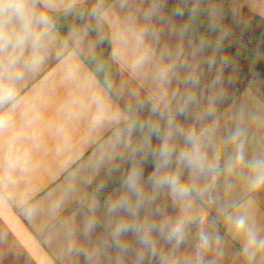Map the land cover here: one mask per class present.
I'll return each instance as SVG.
<instances>
[{"label":"crops","instance_id":"obj_1","mask_svg":"<svg viewBox=\"0 0 264 264\" xmlns=\"http://www.w3.org/2000/svg\"><path fill=\"white\" fill-rule=\"evenodd\" d=\"M89 1L52 0L55 10H46L42 0H35L39 10L48 12L64 11L69 4L74 5L72 10L79 9ZM102 6L108 20L96 19L103 33L82 16L65 34L54 25L51 39L47 41L44 65L38 72L26 73L19 85L22 100L39 116L35 123L39 136L29 144L28 173L17 176L16 187L0 184V264H264V250L252 261L246 258L242 252L243 238L234 232L228 220L230 215L244 214L264 237V188L249 190L247 170L221 174L216 187L204 199L195 201L186 214L196 219L186 225L179 244L167 240L158 230L151 234L152 246L142 244L133 231L120 237L121 246L114 242V225L121 219L134 222L124 210L109 212V203L124 191L123 180L131 167L118 179L108 185L105 183L107 172L127 152L123 145L113 152L110 141L117 131L116 126L90 129L89 121L96 109L89 97L99 92L114 111L123 112L127 105L135 103L133 90L138 91L141 98L153 91L150 80L131 79L127 69L112 60L111 35L115 27L128 20L136 27L154 29L155 34H149L146 44L155 53L156 63L160 62L162 54L170 52L174 57L180 50L181 59L188 67L179 69L180 78L173 79L170 94L180 92L186 72L199 71L211 55L192 31L184 27L185 18L177 16L160 0H105ZM150 10L154 14L146 19L145 13ZM253 21L264 28V0L225 1L220 24L229 44L235 43L245 26ZM105 43L114 70L110 89L85 62V58L104 48ZM169 59L163 56L165 63ZM69 63L79 69L77 80L67 78ZM209 104L215 107L218 140L222 141L240 127L248 157L264 155L263 66L243 57L225 59L199 91L197 104L178 122L185 127H199L193 117ZM132 115L136 117L137 113ZM59 127L67 134V144L57 134ZM123 127L121 124L119 131L126 135ZM131 139L136 142V132ZM159 142L156 137L154 146ZM177 143L183 146L182 140ZM3 145L4 137H0V154ZM233 150L231 144H220L222 163ZM153 168L154 163L142 168L146 190H150L147 177ZM182 178H187L186 172ZM24 193H27L26 203L21 202ZM157 207L172 220L185 215L167 193L162 192L152 209L141 210L139 219L147 216L160 223L162 217L155 211ZM90 220L95 221L91 228L88 227ZM201 231L210 238L207 249L199 247Z\"/></svg>","mask_w":264,"mask_h":264},{"label":"clouds","instance_id":"obj_2","mask_svg":"<svg viewBox=\"0 0 264 264\" xmlns=\"http://www.w3.org/2000/svg\"><path fill=\"white\" fill-rule=\"evenodd\" d=\"M74 5L69 4L64 11L70 12ZM42 7L55 10L52 0H42ZM153 11L145 13L150 19ZM91 15L98 20H108L102 4L91 10ZM54 22L48 11L39 10L35 0H0V137H4L2 154H0V184L16 187L17 176L28 173L31 164V148L39 136L35 127L39 119L34 108L25 104L20 96L19 85L25 79L26 73L38 72L47 59V41L51 39ZM155 34L148 26L136 27L128 20L117 25L111 35L113 48L111 58L127 69L130 78L138 81L150 80L153 91L145 98L133 90L131 95L134 105H127L126 111L113 110L104 95L93 92L89 100L95 105V112L89 121L90 129H98L105 125L117 127L110 141L113 152L123 145L132 160H154L152 173L147 177L150 190L145 189L143 169L133 163L123 180V193L109 203V212L124 210L134 222L121 219L113 227L112 236L116 245L121 246L120 237L129 231L135 232L141 243L152 246V232L158 230L169 241L179 244L185 235L188 223L196 218L187 215L195 201L204 199L217 185L221 174H233L247 170V182L250 191L264 188V155L248 157L244 146V132L240 127L232 130L223 140H218V122L215 120V107L209 104L200 109L193 117L199 127H185L178 122L177 117L189 114L190 107L197 104L195 89L199 86V77L195 72L187 71L183 77L185 92L169 93L173 79H179V69L187 68L181 52L173 57L172 53L162 54L159 63L154 61L155 53L146 44L149 34ZM58 56L62 53H58ZM170 57L169 62L163 61V56ZM70 59V58H66ZM67 78L77 80L79 69L74 63L67 67ZM90 84L91 82H87ZM107 87L110 89L111 84ZM148 109L150 117L140 120L134 117L144 108ZM151 117H156L153 120ZM163 126H162V124ZM123 124L121 135L119 126ZM139 131L141 139L132 142L133 132ZM57 134L63 137L67 144L68 137L63 127L57 129ZM160 142L152 144V137ZM182 140L183 146L177 141ZM233 145V151L226 160L221 162L220 144ZM59 151V149H58ZM103 159V158H102ZM109 160L112 159L110 155ZM187 178L183 179L184 173ZM166 192L172 201L178 205L185 215L175 220L161 213L160 223L153 222L145 216L139 219L141 210L152 209L160 193ZM27 193L22 194V203H26ZM228 220L234 232L243 238L242 252L249 261L264 250V237H261L246 215L229 216ZM204 218L200 217V223ZM94 220L88 222L91 228ZM199 247L207 249L210 238L204 231L199 233Z\"/></svg>","mask_w":264,"mask_h":264},{"label":"rangeland","instance_id":"obj_3","mask_svg":"<svg viewBox=\"0 0 264 264\" xmlns=\"http://www.w3.org/2000/svg\"><path fill=\"white\" fill-rule=\"evenodd\" d=\"M163 5L168 6L173 13L177 14L179 17H184L185 14L181 10H176L173 7V0H160ZM188 2L191 8H194L196 12L204 13L206 18L212 24L214 31L219 35V40L225 43H228L227 35L225 33L224 28L220 24L221 16L223 13L224 8V0H184ZM105 0H91L87 4L81 6L80 16L84 17L87 21L91 23V25L96 26L101 33L104 32L103 27L98 24L97 19L91 15V10L96 7L98 4H103ZM264 28L261 23L257 21H253L248 28H245L237 41L232 43L231 45L235 47V49L229 48H216V49H209L211 58L205 62L201 69L196 72L199 77V86L195 89H191L195 91L196 96L199 94V91L203 88L207 79L211 76V74L222 64L225 59H228L230 56L235 57H243L247 58L251 61L257 62V65L264 67V38H263V31ZM226 39V40H225ZM186 87L183 83L181 86L180 93L185 92ZM137 116L140 120H145L150 117V113L148 109L144 108L137 113ZM186 115L178 116L177 120L181 119ZM153 120L156 117H151ZM162 124V122H161ZM163 126V124H162ZM136 142L137 143L141 139V134L137 130L136 131ZM156 136L152 137V144H155ZM133 163L138 164L141 168H146L154 163V160L151 156L147 159H140L139 157L136 160H132L129 158L128 154H126L121 161L109 172H107L106 181L105 183H110L115 179H118L120 175H122L127 169H129Z\"/></svg>","mask_w":264,"mask_h":264},{"label":"trees","instance_id":"obj_4","mask_svg":"<svg viewBox=\"0 0 264 264\" xmlns=\"http://www.w3.org/2000/svg\"><path fill=\"white\" fill-rule=\"evenodd\" d=\"M172 3L176 10L184 12V27L189 28L192 31V34L198 38L203 47L208 50L216 48L235 49L231 44L219 40V35L214 31L212 24L206 18L204 13L198 14L196 10L191 8L189 3L184 0H173ZM80 12L81 9L75 7L67 13L65 11H49L48 14L52 17L54 25L59 31L62 34H65L77 20H81ZM248 26L249 25L247 24L245 28H248ZM108 48V44L105 43L104 48H99L98 52L85 58L87 65L105 87H107L114 76L113 65Z\"/></svg>","mask_w":264,"mask_h":264},{"label":"built area","instance_id":"obj_5","mask_svg":"<svg viewBox=\"0 0 264 264\" xmlns=\"http://www.w3.org/2000/svg\"><path fill=\"white\" fill-rule=\"evenodd\" d=\"M224 1H226V0H224Z\"/></svg>","mask_w":264,"mask_h":264}]
</instances>
